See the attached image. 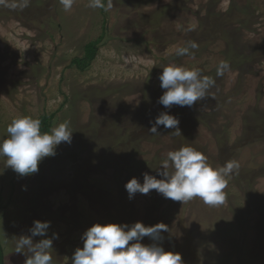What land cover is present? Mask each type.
I'll list each match as a JSON object with an SVG mask.
<instances>
[{
	"label": "rangeland",
	"instance_id": "obj_1",
	"mask_svg": "<svg viewBox=\"0 0 264 264\" xmlns=\"http://www.w3.org/2000/svg\"><path fill=\"white\" fill-rule=\"evenodd\" d=\"M88 2L73 0L68 11L59 0L0 4V139L22 115L51 116L52 128L67 123L73 132L34 174L18 176L0 157L5 264H25L16 242L36 220L50 223L33 240L52 239L53 264H71L94 224L136 222L165 224L156 243L184 264H264V0H111L107 10ZM94 41L97 56L81 71L73 60ZM189 41L198 48L178 56ZM221 61L230 69L217 76ZM170 63L213 78L209 97L160 104ZM162 112L179 120L180 135L162 125L150 132ZM189 145L214 167L239 163L223 204L156 190L129 199L130 179H162L168 152Z\"/></svg>",
	"mask_w": 264,
	"mask_h": 264
},
{
	"label": "clouds",
	"instance_id": "obj_2",
	"mask_svg": "<svg viewBox=\"0 0 264 264\" xmlns=\"http://www.w3.org/2000/svg\"><path fill=\"white\" fill-rule=\"evenodd\" d=\"M59 2L65 11L72 8L73 0ZM5 3L6 0H0V4ZM28 4L29 0H7L6 6L24 9ZM111 6V0H108L107 5L105 0L88 2V7L93 9L107 10ZM198 46L195 41H189L188 46L178 48L176 54H189L190 49H197ZM229 69L230 65L221 61L216 75L223 76ZM159 80L160 87L165 91L158 102L168 109L173 105L192 107L196 102L209 97L210 90L216 84L213 78L203 75L200 70L174 63L163 67ZM178 124L179 120L175 116L162 112L156 117L150 132L158 133L157 129L162 125L176 129L174 134L180 135ZM72 133L67 123H59L50 131H41L39 119L23 115L14 117L6 127V137L0 139V157L17 174H34L45 157L56 154L57 146L62 142L71 143ZM238 169L239 163L234 160L225 162L222 167H214L201 151L190 145L182 146L168 152L158 170L162 179L144 173L143 183L134 177L126 183L125 188L129 199H133L136 193L148 194L151 190H156L164 198L173 201L184 203L199 198L206 205L217 206L225 200L227 178ZM49 227V222L36 220L30 229L31 235H23L17 239L16 251L27 256L25 264H53L49 251L52 249V239L44 238L39 242L33 240L36 236L44 237ZM167 230L163 223L154 226H145L142 222L131 225L96 223L83 233V247L76 248L71 264H184L180 253L166 251L156 243L162 238L161 232ZM145 236L154 242L142 243Z\"/></svg>",
	"mask_w": 264,
	"mask_h": 264
},
{
	"label": "trees",
	"instance_id": "obj_3",
	"mask_svg": "<svg viewBox=\"0 0 264 264\" xmlns=\"http://www.w3.org/2000/svg\"><path fill=\"white\" fill-rule=\"evenodd\" d=\"M16 10L9 11V13H14ZM98 52V41L90 42L85 47V56L83 58H75L73 64L81 71L86 70L90 64L94 61ZM41 121V131H50L52 129V117L47 115H42L38 118ZM18 176H21L18 174ZM2 198H0V208H2ZM146 241L149 244L152 243V240L149 237H146ZM5 254L3 247L0 242V264H5Z\"/></svg>",
	"mask_w": 264,
	"mask_h": 264
}]
</instances>
